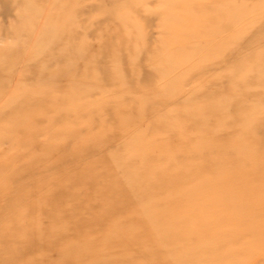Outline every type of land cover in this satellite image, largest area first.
<instances>
[{
	"label": "rangeland",
	"instance_id": "rangeland-1",
	"mask_svg": "<svg viewBox=\"0 0 264 264\" xmlns=\"http://www.w3.org/2000/svg\"><path fill=\"white\" fill-rule=\"evenodd\" d=\"M263 129L264 0H0L2 241L66 233L64 214L120 189L125 174L115 164L171 178L177 167L163 173V157L178 167L192 157L204 179L247 177L261 198ZM91 173L92 182L106 180L95 193L86 188ZM229 195L237 224L211 234L229 241L212 255L219 264H264V250L250 258L248 242L264 227L251 229L256 220ZM130 255L129 264L147 263ZM189 257L185 264L210 258Z\"/></svg>",
	"mask_w": 264,
	"mask_h": 264
},
{
	"label": "bare ground",
	"instance_id": "bare-ground-1",
	"mask_svg": "<svg viewBox=\"0 0 264 264\" xmlns=\"http://www.w3.org/2000/svg\"><path fill=\"white\" fill-rule=\"evenodd\" d=\"M180 151L182 156L186 152L182 149ZM191 159L189 157L188 164L178 167L175 164L178 160L171 163L175 166H170L167 158L163 157V173L166 174L169 168L177 167V172L171 178L156 169H136L135 165L125 167L110 162L115 164L111 165L114 172L125 174L120 178L112 174L118 177L120 189L107 192L111 191L108 187L111 182L108 181L104 185L107 193L96 197L95 204L79 207L83 212H78L77 215L64 214L69 221L66 223V233H60V230L48 233L34 230L30 231L28 237L20 235L18 242L15 241L17 237L8 242L0 240V264H129L133 258L130 254L146 257V264H185V258L190 256V261L191 257L198 254L210 257L205 259L206 262L203 260V264H209L212 258L214 264H219L217 255L212 253L220 252L221 247L229 241L221 237L212 240L211 234L237 224L234 223L237 222L235 212L230 213L232 205L225 203L228 192V197L237 201L238 210H248L247 214L250 213L251 218L256 220L251 229L257 230L259 226L264 227V195L261 193V198L257 197L252 187L254 185L247 182V177L244 179L243 176H233L229 181L223 180L225 183L221 181V185L213 179H204L201 171L205 167L195 166ZM118 170H121L120 173ZM108 171L111 172V169ZM87 176V191L94 189L93 193L98 190L97 186L106 181L101 177L103 180L92 182L91 179L96 176L92 177V173ZM129 177L131 182L127 183ZM82 178L84 182L86 176L80 175L79 179ZM193 183L197 185L189 187ZM255 186L258 187L257 183ZM92 192L82 198L78 196L73 201L79 205L80 201L91 197ZM163 207L169 208L168 212H160ZM145 209H155L158 219L154 220L155 213H144ZM84 213L90 214V217H86ZM56 214L52 213L51 216L55 217ZM246 217L247 215L243 218ZM228 218H231L232 223ZM107 219H113L120 226L107 228L104 226ZM69 225H73L72 229H69ZM94 233L107 236L110 241L90 242L89 235ZM236 235L237 232L234 236ZM253 236L248 241L253 243L250 258L257 256L258 249L264 250V234L256 233ZM134 239L137 240L136 243ZM233 242L241 247L240 240ZM243 244L246 245L244 242ZM50 252H55V258L41 259L40 255Z\"/></svg>",
	"mask_w": 264,
	"mask_h": 264
}]
</instances>
